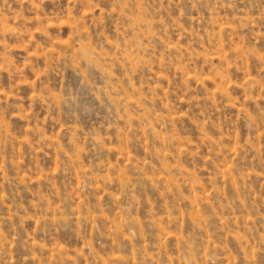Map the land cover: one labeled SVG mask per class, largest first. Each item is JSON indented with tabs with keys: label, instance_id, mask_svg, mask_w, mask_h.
Returning <instances> with one entry per match:
<instances>
[{
	"label": "rangeland",
	"instance_id": "obj_1",
	"mask_svg": "<svg viewBox=\"0 0 264 264\" xmlns=\"http://www.w3.org/2000/svg\"><path fill=\"white\" fill-rule=\"evenodd\" d=\"M0 264H264V0H0Z\"/></svg>",
	"mask_w": 264,
	"mask_h": 264
}]
</instances>
